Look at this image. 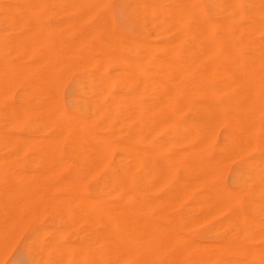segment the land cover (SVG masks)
<instances>
[{"label": "bare ground", "instance_id": "bare-ground-1", "mask_svg": "<svg viewBox=\"0 0 264 264\" xmlns=\"http://www.w3.org/2000/svg\"><path fill=\"white\" fill-rule=\"evenodd\" d=\"M126 1L131 2L144 26L156 25L165 35L156 44L142 40L130 42L131 57L126 58L125 55L128 54L123 53V56L120 52L117 57H124H121L124 69L112 75L96 66L92 56L78 50L77 56L88 67L84 80L88 84L83 86L80 82L78 90L83 94V99L77 97L80 102L76 103L73 112L65 111L60 105L61 101L58 102L61 93L57 96L60 90L56 91L55 84H62V81L56 82L58 78L63 79L57 77L62 64L59 62L58 52L49 47L51 31L42 25L38 15L48 7H54L58 14L68 17V21L71 20L72 23H86L87 17L97 11L104 1L2 2V19L12 31L8 48L12 47L14 53L23 51L26 58L35 56L36 60H33L36 63L28 66L31 62L26 61L28 63L24 64L14 58L7 64L2 60L0 62V146L3 150L0 151V185H5L7 190L12 187L7 193L6 189L0 191L4 192L0 193V245L6 240L10 228L27 218L23 207L28 204L23 201L26 205L23 206L22 199L25 197H22V190L18 188L19 185L22 186L25 176H28H24L27 171L22 174L25 167L38 172L31 174L29 171L31 179L37 175L40 177L39 174L42 173L39 179L45 181L52 180L59 172H72L71 177L65 181L70 193L58 204L54 201L53 205L57 212L61 211L70 221L81 223L86 226V231L94 234L93 241L96 240L103 250L106 249L102 258H106L109 253L106 258L109 260L110 255L117 257L116 251H122L118 262L156 264L161 260L157 257L161 254L157 253H163L164 256L166 251H158L157 256L149 255L145 252L146 247H150L146 246L149 237L143 243L140 240L142 237L138 240L135 236H145L147 233L151 236L152 232H159L172 233L174 237L170 236L171 239L175 236L176 239L180 238L181 232H177L179 235L174 234L176 232L172 227V230L167 225L163 227V223L159 224L158 220L152 219L149 212L163 202L178 206L183 200H188L189 205L187 204L182 216L186 223H189L188 219L194 220V214L199 220L196 222H203L201 218L210 219L221 210L229 212L227 222L217 225L215 229L218 233L222 232L224 225L232 226L233 229L232 239L219 246L220 254L216 253L220 255V264H264V245L252 247L246 240V235L253 231H256V234L252 233L256 235L255 238L264 239V118L261 112L264 107V0H246L249 6L247 13L241 7L243 0ZM243 20L246 26L240 25ZM250 34L260 35V38L249 39ZM9 43L7 42V46ZM239 47L246 49L244 57L241 56ZM94 58L106 59L102 56ZM31 74H34L33 79L29 78ZM63 74L67 76V73ZM16 85H21L22 91L17 103H12L9 95ZM114 85L121 87L123 92L112 93ZM61 86L58 88L62 89ZM220 95L224 97L223 100H220ZM183 113H188V118L183 119ZM28 117H33V121H29L21 134L10 130L15 125H24ZM116 127L132 128V135L128 139L124 137L123 143L116 144L118 141L115 143L112 138ZM96 128L105 130L106 133L98 135ZM220 128H223L221 143L215 146ZM27 129L43 135L34 136ZM30 148L35 149V162L21 165L8 160V151L19 157ZM115 149L118 156L113 165ZM213 152L217 154L216 159L209 156ZM225 160L237 162L233 188H226L222 185L224 183H220L218 174L224 170L219 169L223 165L220 162ZM101 171L107 174L111 172V175L95 183L91 194L87 195L83 178L94 177ZM30 181L26 179L28 185ZM3 186H0V190ZM33 186V189L29 187L30 193L31 190L35 191ZM13 187L17 191H13ZM24 187L29 190L28 186L23 185L22 189L25 190ZM110 189L115 196L121 198L120 203L115 204V201V205L111 204ZM194 190L199 193L193 196ZM23 195L26 196L25 193ZM242 205L248 206L254 214H245ZM46 208L48 209L43 206L41 210ZM51 210L53 212L54 208ZM33 211L36 209L33 208ZM58 214L55 215L60 216ZM196 214L200 217H196ZM60 217L57 218L62 221ZM53 230L52 227L50 231ZM79 230L80 227L77 232ZM56 232L48 233L49 241L72 253L76 249L75 244H61L60 233L58 231V235ZM45 233L38 228L32 229L26 246H39L40 237ZM182 237L183 234L181 240ZM49 241L46 243L50 247ZM197 242L187 247H195ZM155 243L157 242L154 241ZM176 243L180 246L184 242ZM205 244L198 242V247ZM166 245L165 242V249ZM111 246L119 249H111ZM157 248L153 249L154 252ZM131 249L136 252L134 255L131 252L128 256ZM134 249L140 251L137 253ZM149 249L147 252H150ZM181 249L183 248L179 250ZM125 251L128 252L127 255H124ZM76 252H79L78 248ZM113 252L114 254H110ZM176 255L178 254L173 256ZM115 257L110 259L114 262ZM194 259H191V263H194ZM113 262L110 261V264ZM179 262L181 264L180 260Z\"/></svg>", "mask_w": 264, "mask_h": 264}, {"label": "rangeland", "instance_id": "rangeland-1", "mask_svg": "<svg viewBox=\"0 0 264 264\" xmlns=\"http://www.w3.org/2000/svg\"><path fill=\"white\" fill-rule=\"evenodd\" d=\"M7 1H9V0H0V5H1L0 6V20L3 18V13H2V8L3 7H2V4L4 2H7ZM103 1L104 2H102V6L97 11L92 13L93 15L91 14V15H89V17H87V19L85 21L86 23H75L74 24V23L71 22V20L68 21V19H67L68 17H65L62 14H58L56 12L57 9L55 10L54 7H48L45 11H43L41 14L38 15V18H39L40 22L41 23L43 22L42 25L44 27L46 26V28L50 29V31H51L50 32L51 34H50V37H49L50 38V46H49L50 49L51 50L53 49V51L56 52V53L58 52L57 54L60 56L59 59L61 61H59V62H61L62 65H60V67H59L61 70L59 69L60 72H58V76L57 77H60V78H63V79H59L58 78L59 81H58V79H56L57 80L56 82L61 83V81H62L63 85L62 84H55L56 85L55 88L57 87L56 91H58V89L60 90L58 92V95H57V92H55V95L59 96L60 93H61V95H60L61 97H59L61 99L59 100V98H58V102L60 103V101H61L60 105L62 104V108L65 111H67V112H73L75 110L76 103L80 102L78 100V98H81V100L83 99V94L81 93V91L78 90L80 82H82L81 84L83 86H86L88 84L87 80L84 81L86 79L87 74H88V67H85L84 64H83V60H81V58L77 56L78 55V50L79 51H83V53H85L87 56L88 55L92 56L93 59L95 60V65L96 66L100 67L103 71L106 72V74L112 75L114 73L119 72L120 70L123 71L124 68H122V67H124V65L121 63V57H123L125 54H128L127 56L125 55L126 58L131 57V55H132L131 48L132 47H131L130 42L142 40V41H145L147 43L156 44V43H159L160 40L165 35V34L162 33L161 29L158 26H156V25L155 26H147V27L144 26L142 24L141 20H140V17L138 15H136L137 13L132 8L131 2H128L126 0H111V1L110 0H103ZM241 7H242L243 11H245V13L248 12L249 6H248V3L246 2V0H243V2L241 3ZM49 9H51L52 11H50ZM53 11H55V13ZM51 12L55 14V15L53 14L54 17H53ZM56 13H57V15H56ZM111 14H113V16H110ZM104 19H105L106 22L104 21ZM55 21H58L60 24L55 22ZM3 25H4V27H3ZM84 25H87L86 26L87 29H86V27ZM240 25L246 26L245 20L240 21ZM0 26H1L0 27V46H1L0 47V62L2 60L4 62V64L5 63L7 64V63H9L11 61L10 60L11 58H12V60L14 58L18 62H22V63L25 62L26 64L28 62H31V63H29L28 66H30L33 63L35 64L36 62L33 60V59H35V56H32L31 58H26V57H24L25 54H24L23 51L14 53L12 47L8 48L9 45L11 44L9 42L11 40L10 37H12V31L9 28V24L6 21H4V19H2L0 21ZM48 27H50V28H48ZM1 29H3V30H1ZM76 36H78V37H76ZM4 38H6V39L4 40ZM54 38H56V39H54ZM60 38H61V40H60ZM252 38L253 39H258V38H260V35L250 34L249 35V39H252ZM52 39L56 40L57 42L53 41ZM4 41H6V42L4 43ZM7 42L9 43L8 46H7ZM74 46H75V48L76 47L77 48L75 49ZM57 48H58V50H57ZM67 49H71L72 51L71 50L68 51ZM120 52H122V55L124 53V55L123 56L120 55L121 57H117L118 54H120ZM239 52H240L241 56L244 57L247 51H246V49H244L242 47H239ZM71 53H73V54H71ZM75 53H77V54H75ZM116 53H117V55H116ZM64 54H65V56H64ZM107 54H108V56H107ZM101 56L102 57H106V59L103 60L101 58L100 59L99 58H94V57H101ZM109 56H110V58H107ZM117 58H118L119 63L117 61ZM62 60H64V61H62ZM111 60H113V61H111ZM5 61H7V62H5ZM26 61H28V62H26ZM105 63H106V65H104ZM59 73L61 74L60 76H59ZM63 73H67V76L65 77V74H63ZM33 76H34V74H31V76L29 78L33 79ZM79 79H80V81H79ZM58 86H61L62 89L58 88ZM21 91H22V86L21 85H16V87L13 88V90L11 91V94L9 95L10 102L17 103L18 96L21 93ZM115 92H120L121 93V92H123V89L121 87L117 86V85H114L113 88H112V93L115 94ZM116 95H119V93H117ZM75 97H76L77 100L75 99ZM223 98L224 97L222 95H220V100H223ZM263 100H264V97L262 98V101ZM261 112H262V117L264 118V107H262V111ZM188 116H189L188 113H183L182 118L186 119V118H188ZM29 121L30 122L33 121V117H28L26 119L24 125H15L14 127H11L10 130L12 132L14 131L17 134H19L20 132L22 133L23 132L22 131L23 128L25 129L27 127ZM27 131L32 133L34 136H36V135L39 136L40 135V132H34L32 129H27ZM114 132L115 133H113V135H112L113 140L115 139L114 142L116 143L118 141L116 144H121V143H123L125 141V139H128L132 135V128L116 127ZM96 133L98 135H103L106 132H105V130L96 128ZM222 133H223V128H220V131L218 133L219 136H217V138L215 140V146L219 145L221 143V134ZM42 135L43 134L41 133L40 136H42ZM124 137H125V139H124ZM1 150H2V147L0 146V151ZM8 152L11 153V154L7 153V157L9 156L8 160L10 162L19 163L21 165H25L26 163H30V162H35V149H33V148L28 149L23 156H19V157L16 156V155L13 156L14 154H12L11 151H8ZM117 156H118V152L115 149L114 150V155L112 156V164L113 163L115 164V162H116L115 158ZM209 156L212 159H216L217 154H215V152H213ZM32 157H34V159ZM31 158H32V160H30ZM27 161H29V162H27ZM221 164H223V165H221ZM220 165H221V168H219V169L223 170V168H224L223 172L221 171L222 173H220L223 177L220 174H218L219 179H220V183L221 184L224 183L222 185L224 187H226V188H228V187L229 188H233L234 174H235V169H236V166H237V162L235 160H225L223 162H220ZM22 170H23L22 174H24V172L27 171L24 174V176L28 174V176H27L28 178L26 176H25V178L28 181L29 180L32 181V182L30 181V185H28L29 183L27 184L26 179H25V180H23V182L25 181L24 184L22 182V186L21 185L18 186L19 190L20 189L22 190V191H20L21 193L20 192L19 193L22 194V197H25V198L22 199L23 206L25 205V203L28 204L27 207H23L25 209V214L24 215H26L25 217H27L28 220H27V218H25V220L20 221L19 224H18V222L15 223L16 225H18L17 228H16L15 224L12 227V228H14L13 230H11L12 228H10V231H9L10 233L5 238L6 240H4L1 243V245H0V252H2V253H0V264H32V263L33 264H45V263L46 264H52L53 261H55L54 264H57V263L58 264H106V263L110 264V261L113 262V260H111V259H113L115 256H111L110 255V257H109L110 261L106 259L109 256L108 252H107L108 253L107 257L106 258L104 257L105 259L102 258L103 257L102 255H105V254H103V251H105L106 249L103 250L104 248L100 245V243H98L96 240H95V242L93 241V239H95L94 234H91L88 231H86L85 230L86 226H84V225L82 226L81 223H79V222L77 223V221H74V220L70 221L71 219L66 217L67 216L66 214L62 213L61 211L57 212V210L55 209V206L53 205V203H55V202H56V204H58L60 201L64 200L68 196V194L70 193V189L68 188V185L66 184L65 181L69 177H71L72 172H70V171L59 172V173L54 175L52 180L45 181V180L39 179L42 176V173L39 174L40 177L37 175L38 178L32 175L33 177L31 179L30 175L33 172L34 173H38V172L31 171V170H29L28 168H25V167ZM29 171L31 172V174H29L30 173ZM105 173H106L105 171H101V172H99V174L101 176L99 174H96L94 177H91V178H86V177L83 178L84 190H85L87 195L91 194L92 187H93V185L95 183H98L105 176L111 175V172H108L109 174H107V173L105 174ZM22 177H23V175H22ZM222 180H223V182H222ZM31 183H33L35 185L33 186V184H31ZM38 183H40V184H38ZM37 184H38V186H37ZM41 184H42V187H39V186H41ZM226 184H227V186H226ZM23 185L24 186H28V189H29L30 186H31L30 189L33 186L35 188V191L31 190V192L34 193V194L30 193V189L27 190V188L24 187L25 190L28 191V192H26L24 189H22ZM0 186H3V185H0ZM4 186H3L4 189L2 188L0 191H3V190H5L7 188L6 186H5L6 188ZM11 188L12 187H8V190L7 189L5 190L6 193L9 192V189L12 190ZM67 189H68V192L66 191ZM15 190H16V188L13 187V191H15ZM23 191H25L24 193H25L26 196L23 195L24 194ZM35 192H37V194H35ZM0 193H4V192H0ZM197 193H199V191L198 190H194L192 195L193 196L197 195ZM38 194H39V196H37ZM27 195H28V197H27ZM31 196H32V198H30ZM35 196H36V198H34ZM42 196H44V197H42ZM38 197H39L40 200L38 199ZM46 197H47V199H46ZM110 197H111L110 198V202L113 205L118 204V203L121 202V198L118 195L115 196L113 194L112 189H110ZM42 199H43V201H42ZM30 200H31V202H30ZM46 200H48L49 202L46 201ZM23 201L25 203H23ZM41 202H42V204H41ZM44 202H45V204H44ZM46 202H48V203L46 204ZM114 202H115V204H114ZM35 203H36V206H35ZM50 203H52L51 206H50ZM39 204L42 205V207H40ZM187 204L189 205V201L188 200H183L180 203V205H178V206H174V205H172V204H170L168 202L167 203L163 202V203L160 204V206L152 208L149 213H150V216H151L152 219L154 218L156 221L158 220L159 224L163 223L162 224L163 227L165 225H167V227L169 226L170 229L172 227L174 232H176L174 234H177V232L178 233L179 232H181V233L183 232L182 233L183 237H185V238H186V236L190 237L189 239L191 241L188 238L185 239L183 237H182V239L184 241L181 240L180 239L181 235H182L181 233H180V238H178L181 241L176 239L177 236H175V238L171 239L170 236L174 237V235L172 236V233H169V234L168 233L167 234L162 233L161 234L159 232H152L151 236H150L149 233H147L146 235H149V236L145 235L146 236L145 237V236H142V235H136L135 237L138 238V240L142 237L140 239L141 242H143L144 239L146 241L147 237H149V240L147 241L148 244H146V246L149 245L150 246L149 248H151V250L147 246L146 247L147 249H146L145 252L148 253L149 255H153V256H157V254H161V255L157 256L161 260H158V262L156 264H162V263H164V264H169V263L172 264L173 262H175V264H177V263L180 264L179 260L181 261V264H195V263L196 264H199V263L200 264H208V263L209 264H218V263L220 264V255H219L220 254V252H219L220 251V247L219 246H222L223 243H225L228 240L232 239L231 234L233 232V229L231 228L232 226H228V225L222 226V232L221 233L216 232L215 229H216L217 225H222V224L227 222V220L229 219V216H230L229 212H227L225 210H221L219 212L220 214L219 213L216 214L215 217H212L210 219L201 218V219H203V222L202 221L201 222H196L198 219L195 218V214H194V220H191L192 218L188 219L189 223H186V220L184 221V219H182V216L185 213L184 209H186L188 207ZM30 205H32V206L30 207ZM38 206L40 208H38ZM43 206H44V208L48 207V209L46 208L44 210H41V209H43ZM164 206H166V207H164ZM30 208L32 209V213H31V209ZM33 208H34V210L36 209V211H33ZM51 208H54L53 212H51L52 211ZM242 208H243V211H244L245 214H247V215H253L254 214L253 210H251L248 206L242 205ZM38 209H39V211H38ZM27 213H28V215H27ZM46 213H47V215H46ZM57 213H59L58 215H60L61 217L55 215ZM61 213H62V215H61ZM30 214H31V216H30ZM196 215H197L196 217L199 216L198 214H196ZM35 216H36V218H35ZM38 216H39V218H38ZM52 217H53V219H52ZM57 217H60L62 219V221H63L62 224H61L62 221H59V218H57ZM73 221H74V223H73ZM169 221H171V222H169ZM70 222H72L71 225L69 224ZM75 222H76V224H75ZM21 223H22V225H21ZM196 223H198V224L196 225ZM52 227L54 229L53 231H55V232L59 231L58 233H60V236H61V239H62L61 240V244L62 243L65 244V245H67V244L74 245L75 244L74 246H75L76 249H74V251L72 253H69L67 250L64 251L65 249H62L63 247L60 246V245L54 246L52 244V242L49 241L48 233L53 232V231H50V229L52 230ZM60 227L62 229L61 231H60ZM70 227H71V229H70ZM79 227H80V230L78 231L79 232L78 233L77 229H79ZM34 228H38V229H40V230H42L43 232H46V233L40 237L41 242H40L39 246H35V245H31V247L26 246L28 244H25V243H28L29 234H30L31 230L34 229ZM205 228H207V229H205ZM46 229H48V230H46ZM72 232H74L75 234H73ZM252 233L256 234V231L250 232V233H248L246 235V240H248L249 244L252 247L263 246L264 245V239H257V238H255L256 235L252 234ZM13 234H14V236H13ZM90 234H91V236L92 235L93 236L91 237ZM155 234H157V235L154 237ZM161 235H162V237H161ZM166 235L170 239H168L166 237ZM177 235H179V234H177ZM85 236H87V237H85ZM89 236H90L91 239L88 238ZM251 237H252V239H251ZM12 239H13V241H11ZM171 240L173 241V243H172ZM186 240H188V241H186ZM195 240H196V242L198 241L200 244H201V242H202V244H205V243L206 244H205V246L204 245L203 246L200 245V247H198L199 245H198V242H197V245H195L196 249H195L194 246H193L194 248L193 247L192 248L191 247L188 248L187 246H192L193 243L194 244L196 243ZM48 241H49V243L51 245L50 247H49V245H47L48 243H46ZM145 241L143 243H145ZM149 241L151 243H153V244H154V241L157 242V243L159 242V243L158 244L155 243L154 245H157V246H154ZM168 241H171V243H169ZM176 241L178 243L179 242L180 243L181 242L186 243L185 244V248L186 249L184 248V243H181L180 246H179V245H177ZM68 242H70V243H68ZM163 242H164V244H161ZM165 242L167 243L166 249H168V250L165 249V246H164ZM191 242H192V244H191ZM207 242H209V244ZM90 243H92L93 245L90 244ZM95 243H96V245H95ZM215 243L218 244V246ZM79 244H80V246H79ZM44 245H46V246H44ZM91 245H92V247H91ZM215 245H216V247H215ZM22 246H24V248ZM27 247H29V248H27ZM114 247L111 246L110 248L113 249ZM157 247H159V248H157ZM181 247L183 249H185L186 252L188 250L189 251L186 253L183 249H181L183 251V255H182V251L179 250ZM54 248H56V249L54 250ZM77 248H78L79 252H76ZM115 248L117 250L119 249L117 247H115ZM155 248H157V249L154 252L153 249H155ZM162 248L164 249L163 251L161 250ZM170 248L172 249L171 251H170ZM32 249H33V252H32ZM41 249L43 250V252H42ZM143 249H145V248H143ZM148 249L150 250V252H147ZM198 249H199L200 252H198ZM3 250H4V252H3ZM134 250H137V253H138V251H140L138 249H134ZM126 251H130V250H126ZM126 251H125L124 255H127L126 253H128V252H126ZM158 251H161V252H165L166 251V252H165L164 256H162L163 253H160ZM116 252L117 253H115V254L117 255V257H115V260H114L113 263L114 264H127L126 262L125 263L124 262H118L120 260L119 256L122 254V251L120 253H118V251H116ZM131 252H133L132 249H131L130 253H128V256L131 254ZM135 252L136 251H134L132 254L134 255ZM217 252L219 254H216ZM67 253H68V255H67ZM84 253L85 254L88 253V255L87 254L85 255ZM91 253H93V255ZM174 253L178 254V255H176L174 257L173 256V255H175ZM190 253H192V254H190ZM212 253H214V254L211 255ZM64 254L66 255L65 257H64ZM110 254H114V252L110 253ZM188 254L191 255V256H189ZM171 256L174 259H176V260H173V258H171ZM184 256H185V258H184ZM37 257H38V259H37ZM111 257H113V258H111ZM94 258H95V260H94ZM190 258L191 259L195 258L193 260L194 263H191L192 260ZM197 258H198V260H197ZM57 259L58 260L61 259V260L58 261ZM163 259L167 260V262H164L165 260L162 261ZM168 261H170V262H168ZM176 261H178V262H176ZM213 261H214V263H213ZM216 261H218V263ZM113 263H111V264H113Z\"/></svg>", "mask_w": 264, "mask_h": 264}]
</instances>
